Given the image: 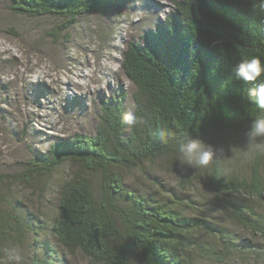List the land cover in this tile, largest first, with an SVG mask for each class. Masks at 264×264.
Wrapping results in <instances>:
<instances>
[{
  "label": "trees",
  "instance_id": "16d2710c",
  "mask_svg": "<svg viewBox=\"0 0 264 264\" xmlns=\"http://www.w3.org/2000/svg\"><path fill=\"white\" fill-rule=\"evenodd\" d=\"M5 2L15 16L57 18L63 30L81 17L124 9L132 0ZM173 4L174 11L141 42L128 43L124 54L139 123L122 121L126 97L116 94L101 101L94 135L54 142L48 152L22 162L21 172L0 173V259L5 248L27 245L31 257L23 264H57L58 251L42 240L50 236L65 252H81L92 264H264V178L257 168L250 182L228 174L219 162L211 173L216 206L248 235L240 241L190 202H178L174 190L161 185L176 199L126 186L124 173L180 156L178 143L188 135L211 144L229 141L264 111L249 95L254 82L238 80L232 71L241 58L264 59V0ZM160 128L172 133L167 145L155 139ZM65 165L72 174L57 189L48 233L44 218L27 211L12 189L23 185L47 193L52 176Z\"/></svg>",
  "mask_w": 264,
  "mask_h": 264
},
{
  "label": "rangeland",
  "instance_id": "374dc122",
  "mask_svg": "<svg viewBox=\"0 0 264 264\" xmlns=\"http://www.w3.org/2000/svg\"><path fill=\"white\" fill-rule=\"evenodd\" d=\"M173 1L132 0L124 9L87 15L61 30L57 18L15 16L0 0V173L21 172L22 162L48 152L54 142L79 133L94 135L103 99L125 95L126 111L135 112L136 89L123 70L124 54L128 43L141 42L145 32L174 11ZM53 29L54 37L49 36ZM260 142L264 138H257ZM211 145L223 151L207 167L182 166L180 156H169L124 173L125 183L141 195L158 193L176 199L163 190L176 191L182 200L178 202H190L199 214L210 215L240 241L248 235L230 221L224 208L216 206L211 173L219 162L240 181L250 182L256 168L264 178V152L249 150L246 132ZM72 169L71 165L60 168L47 193L23 185L12 189L27 211L44 218L48 233L49 219L56 215L57 189L71 177ZM42 240L58 251L57 264H92L81 252H65L50 236ZM19 250L23 261L31 257L27 245Z\"/></svg>",
  "mask_w": 264,
  "mask_h": 264
},
{
  "label": "clouds",
  "instance_id": "9594fccd",
  "mask_svg": "<svg viewBox=\"0 0 264 264\" xmlns=\"http://www.w3.org/2000/svg\"><path fill=\"white\" fill-rule=\"evenodd\" d=\"M233 75L238 80L254 82L249 95L253 97L261 110H264V59L258 55L248 58H241L233 68ZM141 120L132 109L124 112L122 121L132 126ZM250 147L249 150L264 152V142L257 143V138H264V111H261L246 132ZM155 139L162 145H167L172 139V133L160 128L155 134ZM180 153L179 165L190 168H204L219 157L222 149L205 143L200 138H193L188 135L178 143ZM5 259H0V264H23V256L15 247L3 250Z\"/></svg>",
  "mask_w": 264,
  "mask_h": 264
}]
</instances>
